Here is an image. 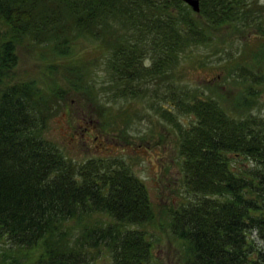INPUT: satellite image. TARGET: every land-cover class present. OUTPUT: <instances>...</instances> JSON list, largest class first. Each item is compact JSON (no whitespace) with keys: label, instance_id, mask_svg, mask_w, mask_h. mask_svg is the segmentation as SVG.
Here are the masks:
<instances>
[{"label":"trees","instance_id":"1","mask_svg":"<svg viewBox=\"0 0 264 264\" xmlns=\"http://www.w3.org/2000/svg\"><path fill=\"white\" fill-rule=\"evenodd\" d=\"M252 3L200 0L195 12L184 0H0V264H92L98 252L151 264L163 232L177 246L164 264H264V61L245 60L264 59V41L221 63L241 84L228 102L214 85L174 79L182 52L219 26L261 28ZM25 51L37 62L19 69ZM99 60L101 80L87 66ZM131 96L173 123L153 134L164 158L156 193L123 156L76 162L47 133L75 111L71 99L127 133L116 123L127 107L110 112L102 99ZM69 118L85 138L92 126Z\"/></svg>","mask_w":264,"mask_h":264},{"label":"rangeland","instance_id":"2","mask_svg":"<svg viewBox=\"0 0 264 264\" xmlns=\"http://www.w3.org/2000/svg\"><path fill=\"white\" fill-rule=\"evenodd\" d=\"M252 4L258 8V18L256 21H260L261 28L258 29L256 23L253 21H251L252 25L248 29L243 28L241 31L232 29L230 25H221L215 29L216 39L214 34H212L211 39L207 40V42L204 43L202 41L192 44L190 52H182L180 61L175 67L176 75L174 79L179 84L195 88H208L214 85L217 87V90H222L228 96L227 102L233 96H236V91L240 89L241 84H237L236 81H233L234 77L227 75L228 70H226L225 65L229 66L231 63L227 62H234L242 54L243 56L249 52V55L252 54L251 49L257 47L259 41H264V0H253ZM244 40H247L248 44H243L247 50L243 49L242 53V43ZM20 55L18 68H33L34 63L36 64L37 62V60H34L33 55L26 51ZM245 60L246 62L253 63L264 61V59H256L252 55L248 56ZM38 62L40 66L41 62ZM221 63L225 64L223 68ZM87 66L90 68L95 79L101 80L106 78L105 62H100V60L99 62H88ZM102 100L110 112L127 107L126 109L129 111L128 119L116 118L117 126H125L127 133L120 132L118 128L105 130L107 128L104 129L101 126V122L103 121L101 109L99 107H93L94 109L92 107L89 108L84 103L78 104L75 99H71L72 105L76 107L75 113H66L64 116L63 114H59L57 117H54L49 122L47 133L52 135V138L76 162L94 155L123 156L131 163L134 172L141 176L149 188L153 189V192L156 193V190H159L152 186L154 182L152 176L158 173L157 158H164L159 152L158 145L160 143H156L158 138L153 134L159 131L165 134L169 132L170 134L171 130H173L170 127L173 126L172 121L161 117L151 104L149 105V103L144 101V98L131 96V98L123 97L115 101L108 100V98L106 100L103 98ZM164 103H167V101ZM172 111L177 112L174 107ZM70 115L75 118L73 122L77 123V125L79 122L77 119H80L82 124L92 126L89 132L84 133L85 138L82 139L80 137V127H78L79 132L76 136L71 134L70 125L72 122L69 121ZM177 118L184 123L187 115L179 112ZM110 126H115V123ZM156 238L157 241L152 244L153 246L149 252L151 259L148 262L151 264L172 262L176 256L174 251L177 246L168 239L164 232L161 238ZM91 261L92 264H108L110 257L107 254L102 256L98 252Z\"/></svg>","mask_w":264,"mask_h":264},{"label":"water","instance_id":"3","mask_svg":"<svg viewBox=\"0 0 264 264\" xmlns=\"http://www.w3.org/2000/svg\"><path fill=\"white\" fill-rule=\"evenodd\" d=\"M186 3H188V5L190 6V8L195 11V12H199L200 10V2L199 0H184Z\"/></svg>","mask_w":264,"mask_h":264}]
</instances>
